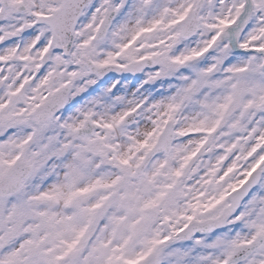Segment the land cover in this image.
<instances>
[{"label": "snow or ice", "instance_id": "obj_1", "mask_svg": "<svg viewBox=\"0 0 264 264\" xmlns=\"http://www.w3.org/2000/svg\"><path fill=\"white\" fill-rule=\"evenodd\" d=\"M146 65L144 85L171 91L62 124L81 141L62 179L30 185L34 162L20 153L31 137L0 143V264H264V0H0V126H46L88 70ZM145 106L151 129L120 151L112 133ZM202 152L215 163L198 183L215 194L174 207ZM104 163L120 174L92 171ZM157 219L178 226L162 232ZM213 228L222 234L203 238Z\"/></svg>", "mask_w": 264, "mask_h": 264}, {"label": "clouds", "instance_id": "obj_2", "mask_svg": "<svg viewBox=\"0 0 264 264\" xmlns=\"http://www.w3.org/2000/svg\"><path fill=\"white\" fill-rule=\"evenodd\" d=\"M150 71H153V68L147 65L139 72L120 71L115 68H109L102 70L98 75L95 69L88 70L86 74L73 81L71 87L65 91V103L63 106L52 109L51 119L46 126L41 127L33 122H25L23 120L5 124L4 126H0V143L10 140L19 142L31 137V140L24 145L20 153L21 162L24 159L34 162V169L26 179L30 185L47 187L57 178H63L66 166L75 162L73 157L75 146L81 143L77 136L71 134L66 127H62L61 125L66 122L70 123L83 119L82 113L89 109L94 111V118L96 119H100L101 117L110 119L112 116L122 113L125 109L133 107L142 98L150 100L155 97L158 99L159 97H156L157 92L169 93L171 89H169L168 83L163 79L159 82L150 81L147 87L144 85L143 81L147 78V73ZM89 81H95V83L92 84ZM80 87L84 91L76 93V89ZM18 106L22 107L23 105L20 104ZM8 110L5 109L4 111L7 112ZM151 116L152 113L148 111L147 106L139 109L129 116L121 127L112 133V142L119 145L120 151L127 150L130 143L128 139L129 135L143 139L142 133L151 129ZM183 126H185V123L181 117L174 127L179 128ZM97 131L103 134L102 129L91 127L87 129V134L92 135V133ZM81 134L83 135L84 133ZM65 144H71L73 148L61 150ZM173 144L187 145L188 140L174 137ZM215 155V153L202 152L200 157L193 161L192 168H195L196 171L190 173L184 180V183L190 185L193 191L189 192L185 197L176 198L173 202L174 207L184 209L186 201L198 191H204L207 196L215 194L216 186H202L198 183L200 176L206 171L207 166L215 163ZM162 157V153H154L150 159L155 160ZM94 163L100 164L99 158H94ZM227 163L228 161L225 162V166ZM240 163L243 166L245 162L241 161ZM92 171L95 173H111L113 176L120 174V169L107 163L101 164L99 168L94 167ZM222 174V171L218 173V175ZM220 187H223V185H220ZM257 191L259 192L261 189H257ZM232 199L236 201L237 207L240 210H245L248 199L245 198L244 193L237 192L233 195ZM228 219H231V217H228ZM183 223L184 221L181 220L180 225ZM172 226H178L175 220L172 222L164 221L163 223L159 219L155 221V227L159 228L162 232H167ZM224 227L229 233L233 231V226L230 223ZM241 230L237 229V231ZM213 232H216L217 235L222 234L216 228H213L211 232H204L201 235L207 239L212 236ZM193 238H195V232H193ZM175 246L179 247L181 245L177 243Z\"/></svg>", "mask_w": 264, "mask_h": 264}]
</instances>
